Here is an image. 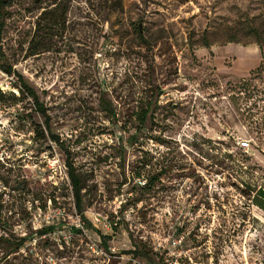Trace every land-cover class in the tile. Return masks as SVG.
Masks as SVG:
<instances>
[{"label":"rangeland","instance_id":"1","mask_svg":"<svg viewBox=\"0 0 264 264\" xmlns=\"http://www.w3.org/2000/svg\"><path fill=\"white\" fill-rule=\"evenodd\" d=\"M260 189L264 0H0V264H264Z\"/></svg>","mask_w":264,"mask_h":264},{"label":"trees","instance_id":"2","mask_svg":"<svg viewBox=\"0 0 264 264\" xmlns=\"http://www.w3.org/2000/svg\"><path fill=\"white\" fill-rule=\"evenodd\" d=\"M253 27V26H252ZM251 31L254 33V35H260V31L258 28L256 27H253V28H250ZM250 32V33H252ZM248 35H251V34H248ZM229 41H237V36L234 35V34H229ZM205 45H209V42L207 40H205ZM262 48V45L260 46ZM7 70V73L9 75H12L16 72H13L11 69H8L6 68ZM18 77V80L21 84V87L22 89H25V91L28 92V95L30 97L33 98L34 100V104H35V107L37 109V111H39L41 114H43L45 117H46V125H47V130L49 132V135L51 137V139L53 141H55L57 144H59L66 152L67 154V167H68V174H69V177H70V180H71V183H72V186H73V190H74V197H75V200H76V207H77V210L79 211V214L81 215L82 217V220L84 222V226L83 228H89V229H94L93 225L89 222V220H87V218L85 217L84 215V208H83V189H84V186L82 185V180L80 178V175L78 174L77 172V169L73 163V161L71 160V157H70V151L67 149V147L65 146V143L61 141L60 137L56 134H53L51 132V129H50V124H49V114L47 112V109L46 107L44 106L43 103L40 102V98H39V95L37 94V92L35 91L34 88L28 86L24 80H23V77L21 74H18L17 75ZM244 87L247 85V83H243L242 84ZM241 89H244L245 88H241ZM23 91V90H21ZM13 97L15 98V94H13ZM44 134V132H42ZM253 201L255 202V204L257 206H259L260 208L264 209V189H260L258 190L257 194H255V196H253ZM54 229V226H49V227H46L44 228V230H41V232H46V231H50ZM73 230L77 231V232H82V229H75L73 228ZM102 237L107 240V236L106 235H102ZM124 253H134V255H140L142 256L143 258H145L149 264H162V260L161 261H158L156 262L153 258H151V256L145 252L144 250H126L124 251Z\"/></svg>","mask_w":264,"mask_h":264},{"label":"built area","instance_id":"3","mask_svg":"<svg viewBox=\"0 0 264 264\" xmlns=\"http://www.w3.org/2000/svg\"><path fill=\"white\" fill-rule=\"evenodd\" d=\"M241 145L243 147H248L250 144H249V142H242ZM175 243H176V241H175Z\"/></svg>","mask_w":264,"mask_h":264}]
</instances>
